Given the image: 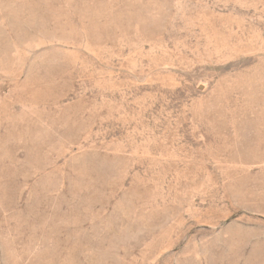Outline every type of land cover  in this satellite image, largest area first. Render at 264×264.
<instances>
[{
  "label": "rangeland",
  "instance_id": "374dc122",
  "mask_svg": "<svg viewBox=\"0 0 264 264\" xmlns=\"http://www.w3.org/2000/svg\"><path fill=\"white\" fill-rule=\"evenodd\" d=\"M0 264H264V0H0Z\"/></svg>",
  "mask_w": 264,
  "mask_h": 264
}]
</instances>
